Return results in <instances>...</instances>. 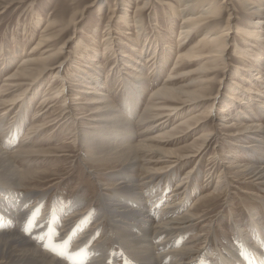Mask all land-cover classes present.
<instances>
[{"label":"bare ground","instance_id":"obj_1","mask_svg":"<svg viewBox=\"0 0 264 264\" xmlns=\"http://www.w3.org/2000/svg\"><path fill=\"white\" fill-rule=\"evenodd\" d=\"M150 1L146 0L143 6L137 7L135 17L132 20L130 18L131 21L128 20V11L126 10L122 14L120 13L121 15L119 14L118 19L123 20L126 24L133 22L140 31L144 21L142 11ZM177 1L180 6L176 7L181 8L176 14L184 18L179 32L180 36L184 38L179 39V47L181 48L192 33L198 29L205 27V32L199 41L189 49L181 50L178 53L174 65L170 68L171 75L149 94L145 110L140 117L138 107L145 92H148L144 81L147 78L145 65L141 63L132 64L134 74L124 89L133 101L131 100L132 102L129 103L130 108H127L129 112L125 115L112 104V98L102 91L103 81L101 82L100 79L102 77L99 78V70L94 69L91 79L84 76H82L83 78L80 77V80L72 81L70 79L65 68L66 63L69 62L67 58L69 55L71 56L65 50L66 41L54 53L45 54L50 49L47 47L50 46L49 43L52 40L63 39L64 29L60 30L59 33L54 31L51 36L47 33L42 34L40 40L32 44L30 52L24 57L17 70L8 77L12 85H16L18 89L16 93L1 101V106L3 105L6 109L5 112L22 101L25 102L24 105L30 103L31 96L34 97L37 94L39 87L51 70L54 71L52 72L54 73L53 82L56 79H59L60 82L54 87H52L53 82L49 85V92L51 93V90L54 89L55 95H50L51 97L46 95L40 102V111L37 112V116L45 118L57 103L63 104V110L53 122H45L31 127L21 145L14 150L9 151L0 148V205L5 204L9 207L8 211H0V214L4 216L0 220V264H105L110 258V264H196L200 261L206 264H214L211 263L210 259L214 257L218 259L215 264H233V257H236L237 262L243 264L237 256L243 252H245L243 255H252L245 264H258L259 258H264V206L261 204L263 211L259 210L258 216L253 217L252 221L250 220L253 230L248 233L247 229L245 230L242 226H238V229L235 230L238 232L237 238H241L243 241L234 244L238 253L233 247V242L224 244L222 250H214L211 244L213 238L210 234L207 236L210 230L200 232L191 241L186 239L188 233L206 218L203 215L205 214L204 210L201 209L208 204L215 203L222 196L223 190H226L227 187L220 180L222 176H227L231 169L239 171V180L242 179L246 184L258 186L261 191H264V121L258 120L259 118L255 114H251V102H258V110L260 109L261 113H264V98H262L264 97V0H239L251 23L249 31L242 29L240 32L244 35L253 36L255 43H252V46H256L261 51L255 53L257 57H254L251 49L242 48L238 51L239 55H242L248 63L234 74L240 79L250 82V85H243L238 88L234 86L238 83L233 80L226 95L227 106H222L220 109L217 106L221 102L220 97L213 95L214 85L205 84L192 89L185 82L180 83V79L196 72L215 71L219 61L224 66L227 65L228 38L231 35V20L237 17L235 15L236 8L232 2L228 3L227 0L223 1V3H228L226 5L219 4V0ZM226 14H229L227 20H225ZM110 16L107 28L111 33V31H116L114 28L111 29L113 25H110V22H115L113 20L114 12ZM212 17L218 19L215 20ZM75 21L74 14L71 16L70 22L74 24ZM48 27H50V23L43 31H46ZM158 36H160V32H156L155 38ZM82 42L80 40L77 45L78 52H76L86 59L87 55L89 56L87 53L89 46ZM128 46L133 48L130 44ZM44 47L45 50L40 54L41 56H37L36 50ZM63 54L65 59L55 65L56 59ZM139 56L141 55L139 54ZM152 58L154 59L153 66L162 61L156 59V56ZM196 60L202 61L199 67L191 71H180L186 61L193 62ZM10 62L11 60H9ZM123 64L127 65V62ZM14 81H16L15 84H13ZM77 81L79 83H76ZM82 81H85V85L81 86L89 88L88 90L78 88ZM206 88H211L212 91L205 90ZM74 91L94 94L88 98L89 103L96 105V112L99 114L98 117H93L94 124L87 123L84 128H78L81 126V119H84L85 116H78L75 113L78 102H80L76 100H82L83 97L80 93L74 95ZM0 92L2 95L3 91ZM207 99L212 100L208 111L193 113L194 115L187 119L178 121L179 123L176 124L173 123L180 115L193 110L204 102L203 100ZM234 100H238L240 106H244V108H242L243 106L239 107L237 116L242 114L248 122L243 123L236 117L238 122L234 121L226 125V127L235 128V131L231 133L232 135H228L232 136V147L228 148L229 151L224 158L221 157L220 146L219 149L215 148L213 155L208 160L209 162L206 163L208 168L210 167L207 180L212 178L217 168L220 170L219 179L212 191L206 194L201 192L200 196L192 200L190 207L187 208V203L194 195L186 190L195 184L193 179L197 175L196 171L202 170L211 145L215 144V147L220 145V135L213 129L209 133H199L190 143L181 147L168 148L166 145L177 141V139L182 140L193 135L202 128L203 122L209 121L219 126L224 125V121L228 119V112H230V109L226 107H233V110L238 107ZM215 108L219 109L217 113H215ZM242 109H248L250 115H244ZM63 118L65 122L67 119L71 120L70 123L73 126L71 133L73 135L74 130L79 129H77L75 143L80 144L87 160H91V165L87 163L90 166L87 168H90L89 171L97 180L101 191L99 201L94 200L95 196L92 197L93 190L87 185V190L83 188V193L75 196L69 203L58 195L54 204H51V209L59 210L63 214L64 220L55 217L57 220H54L55 224L53 225L48 217V212L42 214L39 212L42 208L41 205L45 202V189L58 185L60 180L47 186H40L41 189H36L33 192L17 193L19 189H22L21 187L25 186L28 179L36 177L35 174L38 172L19 168L16 165V160L22 156L38 153L51 154L48 153L52 151L51 148L41 150L31 148L33 143L28 144L29 138L38 130L41 133L42 129L50 127L52 124L58 128L57 131L61 130L64 122H58ZM171 124L172 126L169 127ZM64 125L66 126V124ZM139 128L145 131H153L159 128L164 129V132L154 136L146 134L148 137L139 138ZM240 155L242 156L240 157ZM246 156H248L247 160H242ZM216 157H221L219 162H216ZM237 158L241 159L237 160ZM189 164H193V166L174 185L171 189L172 192L168 193L169 196L164 194L163 191L168 192L166 189L174 182V176H178L180 169ZM98 166L105 168L104 175L98 171ZM139 170H142L141 176L138 174ZM68 180L73 182L71 177ZM159 182H163L164 185L160 187ZM159 189L162 191L160 192ZM34 196L40 197V200L32 204L30 198ZM260 199L264 201L263 197ZM14 201L20 202L17 209H11ZM87 201L88 208L83 210L86 208L84 206ZM36 215L39 217H35ZM218 216L220 214L216 215V217ZM102 219L108 222V226L103 231L101 229L104 224L101 222ZM214 221L216 222V219ZM85 223H92V225L86 231H80L76 237L77 226L80 227L81 224ZM61 228H63L62 232H57ZM100 232H102L101 238L104 240L94 241L91 244L90 242L96 240ZM85 236L87 238H84ZM202 238L205 239L202 246L198 243L195 244ZM63 245L65 247L61 250ZM262 264H264L263 261Z\"/></svg>","mask_w":264,"mask_h":264},{"label":"rangeland","instance_id":"obj_2","mask_svg":"<svg viewBox=\"0 0 264 264\" xmlns=\"http://www.w3.org/2000/svg\"><path fill=\"white\" fill-rule=\"evenodd\" d=\"M145 1L146 0H0V91H3L2 95L0 94L1 149L9 151L14 150V148H17L19 145H21L23 139L28 134L31 127L43 124L45 122H53L62 113L63 104L57 103L53 108H51L45 118H43L42 116H37V112L40 111V102L46 97V95H55L53 92L54 89L51 90V93L49 92L50 90H48L49 85L53 82V70L48 73L47 77L42 82L37 91V94L35 95L36 97L31 96V104L27 103L24 105L25 102L22 101L11 110H7L6 112V109H4L3 105L1 106V101L4 98L10 97L12 94L16 93L18 89L16 85H12V82L8 80V77L17 70L24 57H26L30 52L32 44L38 42L41 35L44 33H47L49 34V36H51L54 34V31H57L59 33L60 30H65L63 39L58 38L56 40H52L49 43L50 46L47 47L50 49L45 54H52V52L54 53L55 51H57V48L66 41L65 50H67V52L71 54V56L69 55V57L67 58L69 62L66 63L65 68L67 70V73H69L70 79H72V81L80 80V77L83 78L82 76H84L85 78L87 77V79H91V77L93 76L92 73L95 71L94 69L99 70L101 75H99V78L102 77L100 79L101 82L103 81L102 83L104 86H102V91L106 92V94H108L109 97L112 98V104L115 105L119 110H121L125 115H127V113L129 112L127 111V108H130L129 103L133 101L131 96H128L127 91L124 89L126 83L132 80V75L134 74L132 64L141 63L145 65V74L147 78L144 81L148 92H145L143 100H141V103L138 107L139 117L142 115L148 102L147 100L149 98V94L152 93L153 90H155L158 86L163 84L167 80L168 76L171 75L170 68H172V66L174 65L178 57V53L181 50L185 51L189 49L193 44L199 41L200 37L205 32V27L198 29L197 31L192 33L191 37L186 40L185 44L181 48L179 47V42L183 37L180 36L179 32L184 18L176 14L181 8L176 7L178 5L180 6V3H178L177 0H151L148 6L144 8V11H142V17L144 21L141 25L140 31L138 30L139 28L134 26L133 22H129L128 24H126L123 20L118 19L123 11L126 10L128 11V20H130V18L132 20L135 17V11L137 7L143 6ZM223 1L224 0H219V4L226 5L232 2L236 8L235 15H237V17L235 16V19L231 20V35L228 38L229 47L226 55L227 65L224 66V64L219 61V64L217 63L216 65L217 70L215 71L205 73L196 72L180 79V83L185 82L187 85H190V88L192 89L198 88L205 84H207L208 86L210 84L214 85L215 90L213 91V95H217V97H220L221 101L217 105L219 109L222 106H227L226 95L228 94V88L229 86H231L233 80H236V82L238 83V85H234L238 88L240 86L242 87L243 85H250V82L245 79H240V77L234 74L238 72L240 68H244L248 63L247 60L242 57V55H239L238 51L242 48L245 50L251 49L253 50L252 53L254 57H257V55L255 54L256 52L261 51L256 46H252V43H255V38H253V36H250V34L244 35L242 34V32H240L242 29L249 31V29H251V23L248 20L247 14L244 13V8L240 5L239 0H227L228 3H223ZM223 9L225 10L226 8ZM113 12V20H115V22H110V25H113L111 29L114 28L116 31H111L110 33V30H108L107 28V24L111 17L110 15H112ZM74 14L76 21L73 24V22L70 21L71 16ZM228 17L229 14H226L225 20H227ZM214 19L216 20L218 18L215 17ZM254 19H256V17H254ZM48 22L50 23V27H48L46 31H43L49 24ZM221 25L223 26L224 23ZM221 25L220 27H222ZM156 32H160V36H158L157 38H155ZM80 40L83 41L82 43L89 46V48L87 49V53L89 54V56L87 55L86 57V59L88 60L84 59L83 55H79L77 53V45L79 44ZM106 41H109L110 43ZM126 43L128 45L130 44V46L134 48V51L133 48H129ZM44 50L45 47L41 48L40 50H36L35 54L37 56H41L40 54ZM139 54L141 56H139ZM153 56H156V59H161L162 61H159L160 63L158 64L155 63V65L153 66ZM7 59L11 60V62L9 63V60ZM64 59L65 58L63 54V56L56 59V64H54L57 65L61 60ZM124 62H127V65L123 64ZM201 62H199L198 60L193 62L186 61L185 65L183 66L182 70L180 69V71H191L199 67ZM59 82L60 80L56 79L53 82L52 87L57 86ZM15 83L16 81L13 82V84ZM76 83H79V81H77ZM81 85H85V81H82L78 88H81L82 90L89 89L84 86L82 87ZM205 90L212 91L211 88H206ZM206 92L208 93V91ZM5 93L10 94L8 96H4L7 95ZM73 93L74 95L76 93H80L83 97L82 100H76L80 102H78L79 104L77 106L79 108L77 107L75 113L78 116H85L84 119H81V126H79L78 128H84L87 123L94 124L95 120H93V117H98L99 114L98 112H96V105L88 102V98H90V96L94 94L83 93L79 91H74ZM203 101L204 102L199 104V106H197L193 110L187 111L184 114L180 115V117H178L173 123H179L183 121V119L185 120L188 117L204 110L208 111L210 109V102H212V100L207 99ZM234 102L238 107H236V110H233V107H226L230 109V112H228V119L224 121V125L219 126L218 124L209 121L206 123L203 122L202 128L196 131L193 135H190L187 138H183L182 140L177 139V141L166 145V147L168 148L181 147L187 143H190L199 133H209L213 129H215V132L220 135V145H216V147L214 146L215 144L211 145V148H209L208 154L206 155V158L204 160L205 164L202 166V170L196 171L197 175L193 179L195 180V184H193L190 189L186 190H189L194 195L192 199L187 203V208L190 207L192 200L200 196L201 192L202 194H206L212 191L219 179L220 170L219 168H217L212 178L207 180V178L209 177H207V174L209 173L210 167L208 168V165L206 163L209 162L208 160L210 156L213 155V150L215 148L219 149L220 146V151H222L221 157L224 158V156L228 153L230 147H232V136L228 135H232L231 133L235 131V128L226 127V125H229L234 121L238 122V119L243 123L248 122L246 117L243 118L242 114L240 116H237L239 113V107L241 108L243 105L240 106V102H238V100H234ZM257 104L259 103L251 102V114H255V116L259 118L258 120L263 122L264 113H261L260 109L258 110L259 106ZM242 108H244V106ZM219 109L215 108V113H217ZM242 110L244 111L242 112L244 115H250V111H248V109ZM70 121L71 120L67 119L65 122V119L63 118L58 122H64L61 126V130L57 131L58 128H56L55 126H53L54 124H52V127H45L41 130V133L40 130H38L33 134V136H31V138H29L30 142L28 144L33 143L30 146L31 148L36 150L51 148L52 151L48 152L51 154L38 153L31 156H22L16 160L17 162L15 161L16 165L21 169L38 172L37 174H35L37 176L29 178L26 183L27 185L25 184L24 187H21L22 189H19L21 191L18 190L17 193L33 192L36 191V189H41L40 186H47L48 184L54 183V181L57 182L60 180L58 185L49 187V190L45 189V202L43 203V205H41L42 208L39 212L40 214H42L43 212H48V217L53 225L55 224L54 222L57 220V218H62L64 220V216L60 213L59 210L51 209L58 195L59 197H63V199L67 201V203H69L74 199L75 196L79 195L81 192L83 193V188L87 190V185L93 190L92 197L95 196L94 200L99 201V194L101 191L99 187L100 185L97 183V180L89 171L90 168H87L90 167L89 165H91V160H87V156L83 152L80 144L75 143V137L79 129L77 128L78 130H74L73 135V133H71L73 126ZM15 122L19 123L16 124ZM64 124H66L67 127ZM172 124L169 127H171ZM7 131L9 132V134ZM162 132H164V129L159 128H156L153 131H145L144 129L142 130V128H139L138 131L139 138L158 135ZM5 135L7 136L5 137ZM4 139L6 140L4 141ZM242 155H240V157ZM221 157H216V162H219ZM247 157L248 156H246V158H243L242 160H247ZM240 159L241 158H237V160ZM103 166H98V171L104 175L106 170H104L105 168ZM192 166L193 164H189L183 167V169H180L178 176H174V182L170 187L166 189L168 192L163 191L164 194L169 196L174 185H176L177 182L182 179L187 170ZM138 174L141 176L143 174L142 170H139ZM70 177L73 179V182L71 180H68ZM239 177L240 175L237 169H231L227 176H222L220 181L224 184L225 187H227L226 190H223L224 193L222 192V196H220L215 201V203L211 205L208 204V206L206 205L201 209L204 210L205 214L203 215H205L206 218L200 221V224L194 227L193 231L188 233V236L186 238L187 240L191 241L193 240V237L199 235L200 232L210 230V233H207V236H209V234L212 236L213 239L211 241V244L213 245L214 250H222L224 244L232 242L233 247L236 250V246H234V244L243 242L241 238H237L238 232H235V230L238 229V226H242L245 230L247 229L248 233L253 230L251 224L253 217L258 216L257 213L259 210L263 211L262 206H264V201H262L260 198H264V191H261L258 186L246 184L242 179L239 180ZM158 184H160V187L164 185L163 182H159ZM30 188H33L35 190H30ZM159 190L160 192L162 191V189ZM38 200H40V197L34 196L30 198V203H36L38 202ZM19 203L20 202L18 201H14L11 209H17ZM6 206L7 205L5 204H1L0 211H8L9 207ZM87 206L88 201L84 206L86 208H84L83 210H87ZM198 212L200 213V211ZM217 214H220V216L216 217ZM3 217L4 216L0 214V220H2ZM35 217L39 216L36 215ZM55 217H57L56 220ZM214 218L216 219V222L214 221ZM101 222H104L101 227L103 231V229L108 226V222L104 219H102ZM91 225L92 223L81 224L80 227L78 225L77 231H75L77 233L76 237L79 235L80 231H86V229H88V227H90ZM62 230L63 228L57 230V232H62ZM101 233L102 232H100L96 240L94 239L90 243L93 244L94 241L97 242L99 240H104V238H101ZM84 238H87V236H85ZM203 238L200 241L195 242V244L198 243L200 246H202L205 240ZM64 247L65 246L63 245L61 247V250H63ZM251 252L253 253V251ZM236 253H238L237 250ZM244 253L245 252L237 255L242 260L243 264H245L249 260V258L252 257V255H243ZM256 255L258 256V254ZM210 259L211 263L214 264L218 261V259H216L215 257ZM109 261L111 262V258L105 264H110ZM262 261L264 263V258H259L257 263L262 264ZM196 264L206 263L200 261ZM233 264H240L239 262H237L236 257H233Z\"/></svg>","mask_w":264,"mask_h":264}]
</instances>
